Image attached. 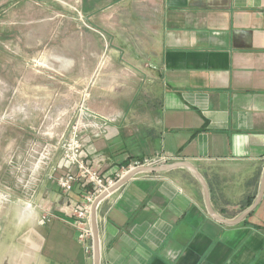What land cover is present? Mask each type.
<instances>
[{"label":"crops","instance_id":"1","mask_svg":"<svg viewBox=\"0 0 264 264\" xmlns=\"http://www.w3.org/2000/svg\"><path fill=\"white\" fill-rule=\"evenodd\" d=\"M132 10L114 27L120 46L85 68L83 117L98 130L79 133L83 160L103 178L156 155L189 163L214 213L232 220L254 202L264 169V0H139ZM42 170L32 195L0 205L11 224L0 264H93L71 215L90 187L76 181L65 193ZM258 213L264 190L226 225L186 168L139 172L97 205L99 264H264Z\"/></svg>","mask_w":264,"mask_h":264},{"label":"rangeland","instance_id":"2","mask_svg":"<svg viewBox=\"0 0 264 264\" xmlns=\"http://www.w3.org/2000/svg\"><path fill=\"white\" fill-rule=\"evenodd\" d=\"M138 1L0 0V198L8 196L0 205L32 195L36 166L46 177L57 162L84 103L85 68L120 46L114 27L130 24ZM73 104L75 118L51 123L53 114L67 115ZM252 221L264 232V213ZM10 225L0 219V246L10 238Z\"/></svg>","mask_w":264,"mask_h":264},{"label":"built area","instance_id":"3","mask_svg":"<svg viewBox=\"0 0 264 264\" xmlns=\"http://www.w3.org/2000/svg\"><path fill=\"white\" fill-rule=\"evenodd\" d=\"M83 104L79 107V113L75 119L76 122L69 126L68 135L65 137L61 147V153L56 163L48 166L46 178L54 179L57 186L65 193L71 191L72 184L76 181L89 186L88 192L82 197V200L72 209L71 215L73 225L77 231V240L83 245L85 252L92 251V246L87 244V240L92 238L90 226V211L93 200L108 188L112 187L118 180L125 176L128 172L139 167H157L170 164L169 160L162 155L144 158L141 161H133L123 168L114 177L103 178L89 163L85 162L82 157V146L79 140V133L87 128L94 127L89 122L86 123L83 117ZM83 120V121H80ZM98 130L97 128H95ZM53 150V146H51ZM45 155H50L48 148L45 147ZM40 162L42 164V159ZM36 168H41L36 166ZM62 172L57 175L56 173ZM5 200V199H4ZM50 216L42 214L38 217L37 222L44 225L49 222Z\"/></svg>","mask_w":264,"mask_h":264},{"label":"water","instance_id":"4","mask_svg":"<svg viewBox=\"0 0 264 264\" xmlns=\"http://www.w3.org/2000/svg\"><path fill=\"white\" fill-rule=\"evenodd\" d=\"M186 168L189 170L193 176L196 178V180L199 182L203 189V194H204V199H205V204H206V209L208 214L218 222H221L222 224L226 225H234L237 224L238 222L242 221L245 219V217L255 208V206L259 203L261 196L263 194L264 190V169L261 177V182H260V189L258 192V195L256 196L254 202L245 210H243L236 218L232 220H226L218 216L217 214L214 213L212 210L210 203H209V194H208V189L207 185L204 182L203 178L200 176V174L197 172V170L190 165L189 163L186 162H175V163H170V164H165L157 167H139L136 168L130 172H128L125 176H123L120 180H118L112 187L108 188L105 192L102 194L98 195L92 202L91 204V211H90V226H91V232H92V241H93V246H92V259H93V264H99V246H98V240H97V225H96V208L98 203L112 190L115 188L121 186L124 184L129 178H131L134 174L139 173V172H164L168 171L174 168Z\"/></svg>","mask_w":264,"mask_h":264}]
</instances>
